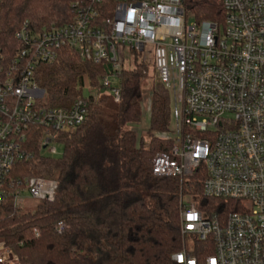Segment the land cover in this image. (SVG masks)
Instances as JSON below:
<instances>
[{"label": "built area", "instance_id": "2783aa9c", "mask_svg": "<svg viewBox=\"0 0 264 264\" xmlns=\"http://www.w3.org/2000/svg\"><path fill=\"white\" fill-rule=\"evenodd\" d=\"M182 4L84 0L63 26L35 33L26 24L16 32L13 55L0 52V206L54 201L56 181L18 174L17 165L34 158L33 134L43 153L58 155L60 136L86 122L97 92L86 80L82 98L48 107L36 80L40 67L57 62L63 49L105 64L101 85L118 103L129 48L130 63L152 59L172 98L170 131L160 137L173 145L152 158L153 175L184 183L204 173V197L233 203L202 211L182 194L181 230L194 245L175 254L174 264H264V0H223L221 23L196 22ZM0 245V264H21Z\"/></svg>", "mask_w": 264, "mask_h": 264}, {"label": "trees", "instance_id": "16d2710c", "mask_svg": "<svg viewBox=\"0 0 264 264\" xmlns=\"http://www.w3.org/2000/svg\"><path fill=\"white\" fill-rule=\"evenodd\" d=\"M82 1L0 0V52L13 55L15 34L23 25L39 33L69 23ZM182 5L196 22L224 19L223 0H183ZM108 70L63 49L57 62L37 71L48 107L67 108L82 98L86 80L97 92L89 97L86 122L60 136L61 156L44 155L38 134H33L28 149L34 158L17 165L18 174L58 183L54 201L41 202L34 212L11 203L0 206V243L10 247L21 264H174L173 256L188 247L181 230L182 194L195 199L202 211L233 204L204 197V173L184 183L153 175L152 158L173 145L160 137L170 131L171 94L155 84L146 148L127 127L142 121L147 62L135 57L122 70L116 83L121 98L111 122L103 106L113 97L101 85Z\"/></svg>", "mask_w": 264, "mask_h": 264}, {"label": "rangeland", "instance_id": "374dc122", "mask_svg": "<svg viewBox=\"0 0 264 264\" xmlns=\"http://www.w3.org/2000/svg\"><path fill=\"white\" fill-rule=\"evenodd\" d=\"M125 53H126L125 54L126 57L128 58V61H129V62L127 61V63H126V68H129V65L131 64L130 60H131V58H133V56H132V53L130 52L129 48H126ZM135 57L138 60H142L141 56L140 57L135 56ZM147 66H148L147 76L144 78L143 85H142L143 98H144L143 99L142 121L139 124H135V125L127 127L128 129L133 130L136 133L138 139L142 141L144 147H146V148L149 146L150 138H151V134H152L150 132L151 97H152V92H153L154 86L158 81V76H157V73L155 71L152 59H149L147 61ZM107 92H108L109 96H112L110 90H108ZM85 94L87 96L89 95V93L87 91H85ZM108 99L109 100H107V102L103 106V114H104V117L106 118V120L111 122L112 118H113L112 115L114 114L117 103L111 97L110 98L108 97ZM44 102H46V100H44ZM56 147L58 150V155H56V156L59 157L64 153V146L63 145H57ZM44 154L47 156H50L48 154V152H46V151H44ZM40 203H41V201L28 198L26 200L24 211L25 212H34ZM193 245H194L193 238H189L188 239L189 250H191ZM1 248H2V246L0 245V250H1Z\"/></svg>", "mask_w": 264, "mask_h": 264}]
</instances>
